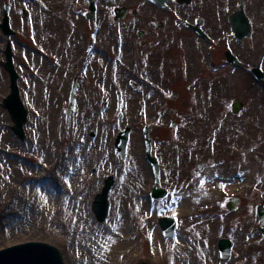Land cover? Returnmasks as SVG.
<instances>
[{
	"label": "rangeland",
	"instance_id": "obj_1",
	"mask_svg": "<svg viewBox=\"0 0 264 264\" xmlns=\"http://www.w3.org/2000/svg\"><path fill=\"white\" fill-rule=\"evenodd\" d=\"M6 1L11 4V24L16 34L8 38L0 28V250L28 241H40L57 247L65 264H88L86 259H82L80 251L71 248V244L73 245L79 237L82 241L80 247L84 248L85 234L90 239L87 242L89 253L94 257L90 264H115L116 260L111 258L112 256L107 260L110 253L101 248V242L109 244L108 238L116 236L120 221L128 216V207L142 198L143 204L153 205L152 217L148 218L149 213L144 215L143 219L135 216L133 223L138 229L136 245L130 252L121 255L123 257L120 260L117 258V264H185L176 250L180 243L184 242L185 237H181L184 234L181 229L188 220L185 222L180 215L169 213L168 209L184 198L183 182H199L204 160L191 157L181 162L180 159V165L187 167V170L180 174L183 175L184 181L181 180L177 184L178 160L170 147H179L177 140L193 118L197 122L202 119L201 122L207 127L215 121L220 126L226 119H231L242 126L241 130L244 129L243 123L248 120L253 122L254 134L246 133L252 150L248 151L247 147L242 149L235 165L230 167V175H235L234 177L227 179L226 175H219L224 191H221L217 207L206 212L203 218L208 220L217 235L214 246L221 264H232L230 259L236 256V253H241L238 249V238L243 237L245 232L261 240L264 250V220L260 221L257 213L258 206L264 205V83L258 82L252 73L254 66L260 65L264 69V0H249L247 9L252 18L254 34L244 45L235 46V54L243 62L241 67L224 63V50L222 51L221 45L228 41L226 45L233 46L229 41L232 34L226 14L233 10L239 0H195L189 8L180 9L177 5H171L168 10L159 8L149 0H141L143 6L138 8L141 19L118 28L110 15H101L95 21L87 22L84 14L88 6L86 0H0V24L4 14L3 4ZM24 9L29 11L27 17L23 14ZM187 9L191 10V16H185ZM150 15L163 20L165 24L160 22L164 24L163 27L153 26L148 20ZM197 17L204 20L203 30L209 37L208 40L188 27V23H195ZM148 26L150 35L146 32ZM95 29L97 37L93 42L96 48L91 54L90 67L86 73H80L81 59L87 54L85 48L91 42L89 35ZM140 30L145 31L143 37L138 34ZM8 39L12 41L14 64L20 75L21 98L29 114L28 123L25 125L27 138L24 141L12 130L14 123L9 112L2 107L3 99L11 90L10 75L2 65V61L6 60ZM124 42L131 50L125 60H131L129 65L134 66L135 71L120 77L119 67L123 63H116L112 67L111 62L119 58L117 47ZM159 48L164 68L160 70L161 78L158 81V108H165L154 118L157 124L148 120L145 114L138 115L132 123L123 124V110L127 96L133 92L132 84L143 82L148 73V66L152 64L156 49ZM37 51L43 53L42 62L37 57ZM193 77L195 78L192 80ZM214 78L220 79L225 96L209 103L203 86H207V81ZM74 79L79 87L75 93L79 106L77 113L74 111L67 117ZM227 79H230V82L224 87ZM173 91L178 93L175 99L171 98ZM45 94L50 100L51 97L55 98L54 105L50 101V105L45 106ZM89 96H93L96 105L103 106L100 120H108L117 115L115 124L111 126L114 136L109 151L104 152L103 142L98 140L101 128L94 124L98 121L97 117L90 118L92 105ZM234 99H239L245 104L240 114L231 111V102ZM202 101L204 103H201ZM53 108L60 116L58 127L61 130L58 134L59 141L54 143L53 150L65 152L70 149L72 155L76 154L74 168L80 173L79 178L73 182V187L68 182L61 184V191L66 193L65 199L72 200L53 205L56 211L54 214L39 196L46 186L50 185V181L29 183L33 182V179H28L20 185L24 175H32L34 164L41 159H52L49 155L52 147L48 144L44 155L39 151L37 143L41 130L46 135L52 133L53 125L49 122ZM108 109L115 114L108 115ZM41 125L46 128H41ZM146 125L152 129V153L161 166L162 181L159 187L168 191L167 197L158 200L151 198L153 174L145 155L143 138V128ZM127 127L131 128V134L137 133L140 136V142L132 148L135 157H131L128 146L127 157L122 160L115 153V140ZM212 131L216 133L218 129ZM79 133L92 143L86 144L87 146L80 143L73 145L72 140ZM246 159H250L254 169L253 175L250 174L251 169L244 165ZM225 160L232 163L229 157ZM58 168L55 166V169ZM241 170L245 172L242 173ZM110 174L117 177V182L109 196L108 219L105 223H99L92 210V204ZM87 187L92 190L97 188V191L84 207L83 202L89 197L84 193H76L77 189L86 190ZM196 196L198 198L195 201L199 202V194ZM231 196L241 198V203L233 211L226 205ZM208 206L210 204L201 206L200 209ZM20 209L23 210L26 222L17 225L20 223L15 221V217L7 215L13 210L17 213ZM83 210L87 219L76 214ZM159 216L176 218V236L164 235L157 222ZM80 218L87 225L82 227L78 223L84 231L81 229L78 233L73 232L70 226L78 225ZM150 223L160 230L157 248L152 247L147 239V236L152 235V232H146ZM221 238H229L234 242L232 257L228 260L223 259L218 250V241ZM238 258L240 262L237 264H260L258 256L246 258L238 254ZM189 264H193L192 261Z\"/></svg>",
	"mask_w": 264,
	"mask_h": 264
},
{
	"label": "bare ground",
	"instance_id": "obj_2",
	"mask_svg": "<svg viewBox=\"0 0 264 264\" xmlns=\"http://www.w3.org/2000/svg\"><path fill=\"white\" fill-rule=\"evenodd\" d=\"M126 45L128 44L124 42L123 44H121V46L117 47L119 50V58L117 59V61L111 62L112 67L116 63H123V65L119 67L120 71L118 72V74L120 77L127 76L128 74H131L133 71H135V67L129 65L131 60H125L131 51L129 48H127ZM94 52L95 50L93 51V53ZM37 53L38 59L42 62L43 53L40 51H37ZM163 63L164 62L161 60L160 55V48L156 49L155 57L153 58L152 64L148 66V73L143 82H135L132 84L133 92L127 96V102L123 110V124L134 122L136 120V117L142 114H145L148 117V120H153L151 121L153 124H157V120L154 118L156 116H159L162 110H164L165 108H158V103H160V98L158 97V94H160V82L158 81L161 78L160 70L164 68ZM112 70L113 68H111V71ZM32 76L39 77V75L33 74ZM194 78L195 77H193L192 80ZM229 82L230 79H227L224 87H226ZM201 83L202 80L199 82V84L201 85ZM207 84V86H203V91L206 93V97L209 103H213L223 99L225 94L223 92V85L221 84L220 79H211L210 81H207ZM154 94L156 95L153 96ZM89 98L90 104L92 105V108H90L89 111L90 118L92 119L94 117H97L98 121L94 124L101 128L100 139L98 140L103 142L104 152H106L107 150L109 151L111 147L110 142L114 136L113 131L111 130V126L115 124L117 115H114L111 119L108 120H100L103 106L96 105L95 101L93 100V96H89ZM43 101L45 106H49L50 101L53 102L54 105L56 100L54 97H51L50 100V98H47V94H45ZM201 103L204 102L202 101ZM111 113L115 114L114 111L108 109V115H111ZM201 121L202 119L200 120V122H197L193 118L188 123L186 131L182 133L181 138L177 140L179 147H173V145L170 147V150H172V153H174L175 158H177L178 160L176 165V170L178 173L176 178L177 184H179L181 180L184 181L183 175L180 176V174L187 170V167L185 168L184 166L180 165V159L182 162V160L184 159L187 160L193 157L195 159L201 158L204 161L203 164H201L202 172L200 175V179H198L199 182L196 184H193L194 180H192V183L188 184H185V182H183L182 184L185 187V189L183 190L184 198H182L178 204L171 205V207L168 209V212L171 214L180 215L183 220L185 219V222L186 219L188 220L181 229L184 233L183 235H181V237H185L184 242L182 241L176 250L177 254L179 252V257L185 261V264H189L190 261H192L193 264H221L222 262H220V260L218 259L214 246V239L217 235L215 234L213 227H210L208 220L203 218V216H205L206 212L214 210V208L217 207L221 191H224L222 188V182L219 179V175H226L227 179L234 177L235 175H230V167L235 165L236 158L241 154L243 148L247 147L248 151L252 150L250 143L247 142L246 137H248V135H246V133L248 132L249 135L254 134L255 127L251 120L243 123V130H241L242 126L239 125L238 122H232L231 119H226L225 122L220 126H218V122L215 121L214 123H211L209 127H207L206 124L202 123ZM59 122L60 116L58 115V112L53 108L49 122L53 125L52 133L46 135L43 134V130H41L40 136L38 138L39 143H37L39 151L41 153H44V155L48 144L52 147L49 151V155L50 157H52V159H41L39 162L34 164L35 170L40 171L34 170L32 175L29 177L24 175V179L21 180L20 184L22 185L23 182L28 179H33V182L29 183L50 181V185L46 186V189H44V191H42L39 196L41 200L43 199V202H45L47 206L50 207V212H52V214L56 213V211L54 210L55 208H53L54 206L61 205L63 201L69 202L72 200L65 199L64 194L66 193H64V191H61V184L68 182L73 187V182L80 176L78 170H75L74 168V158L76 154L72 155V151H69L70 149L65 152H56V150H53V145L54 143L59 141L58 134L59 132H61L60 127H58ZM42 127L43 126L41 125V128ZM55 127L57 128L54 130ZM43 128H46V126H44ZM215 128L218 129L216 133L212 131L213 129L215 130ZM139 142L140 136L137 133L132 134L129 143V150L132 154L131 157H135L132 152V148L137 146ZM77 143L87 146L86 144H91L92 142L85 140L84 135L82 133H79L72 140L73 145H76ZM209 143L211 144L209 145ZM71 148H73V146H71ZM227 157L232 160V163L226 162L225 159ZM244 165L248 167L247 169H251L252 172L250 171V174L253 175L254 169L250 164V159H246ZM55 166H58L59 168L55 169ZM241 171L242 173L245 172L244 170ZM196 173L198 172L196 171ZM17 189H19L18 186ZM96 191L97 188H95L94 190L88 187L86 190L80 188L77 189L76 195L84 193V195L89 197L85 198L83 202V205L85 207L89 204L93 193ZM197 194H199L201 202L195 201L196 198H198V196H196ZM114 204L116 205L115 201ZM208 204H210V206L200 209L201 206L203 207ZM152 208V204H143L142 198L138 202H134L132 206L128 207V216L120 221L116 236L108 238L109 244L101 242V248L107 249L108 253H110L107 260L110 258V256H112L111 258L115 259L116 262L115 260L114 262L115 264H117V262L123 257L121 255L127 254L132 250V248L136 245L135 238L137 237L138 232V229L135 228V224L133 223V219L135 218V216L143 219V216L147 213L150 214V217H148L150 219L152 217ZM84 213V210L76 212V214L81 215V217H86ZM9 215L15 217V221H17V223H20L17 225H21L26 222L22 209H20L17 213L13 210L9 212L7 216ZM78 223L82 227H85L87 225L82 218L78 219L77 224ZM79 224L70 226L73 232L78 233L82 229ZM83 231L84 230L82 229V232ZM159 231V228H155L152 223H150L146 228V232H152L153 235L151 240L152 247L157 248V245L160 242ZM83 236V243H85V245H83L84 248L81 249L80 247L82 246L81 237H79V239L73 243L74 247L71 244V248L76 251H80L82 259H86V262L90 264L93 262L94 258L91 253H89V243L87 242L90 239L87 238L85 234H83ZM238 249L241 253H236L237 255L230 259L232 264H237L240 262L238 254H242L246 258L258 256L260 257V264H264V250L262 241L257 240V237L255 235L245 232L243 237L238 238ZM117 258H119V260ZM130 259L131 257L129 258V260Z\"/></svg>",
	"mask_w": 264,
	"mask_h": 264
},
{
	"label": "water",
	"instance_id": "obj_3",
	"mask_svg": "<svg viewBox=\"0 0 264 264\" xmlns=\"http://www.w3.org/2000/svg\"><path fill=\"white\" fill-rule=\"evenodd\" d=\"M91 1V10H95V0ZM162 5H165L167 0H154ZM8 3L5 4V17L3 19V23L1 24V28L6 35H12L14 31L10 27V18L8 16ZM233 29L235 35L239 42H241L242 38L246 36H251L252 27L251 24L246 21L243 14L239 11L233 14L232 18ZM201 33L202 31L199 30ZM228 61L231 64L239 65L238 58L234 56L231 52L227 53ZM7 62H3L4 67L9 71L11 75V93L7 98L4 99L2 106L7 109L15 122V125L12 127L13 131L22 139H26V134L24 131V125L28 121V111L25 108L21 97L20 91L18 87V78L19 75L14 68L13 63V52L10 48V43L8 44V50L6 51ZM257 75L263 79V73L257 68ZM173 98L177 97V93H173ZM244 107V103L239 100H234L232 102V111L238 114ZM150 129L146 128V138L148 140V132ZM130 128H127L126 131L122 132L116 142L117 153H121L122 158L126 157L127 144L129 141ZM153 167L156 169L158 167V162L155 157H149ZM116 177L114 175L110 176L106 180V185L103 189V192L98 194L96 200L94 202V212L100 222H105L108 210H109V194L110 190L115 185ZM167 191L163 189L155 188L153 196L156 198L164 197ZM240 202L239 198H232L228 203V207L230 209L236 208L238 203ZM260 218L264 217V208L261 206L259 208ZM159 223L164 229L167 235H171L174 233L177 222L174 218L170 217H161L159 219ZM233 243L229 239H222L219 242V248L222 256L224 258H229L231 256ZM0 264H64L63 257L60 251L53 245L43 242H29L25 244L16 245L13 247H9L0 251ZM148 264V263H142Z\"/></svg>",
	"mask_w": 264,
	"mask_h": 264
},
{
	"label": "flooded vegetation",
	"instance_id": "obj_4",
	"mask_svg": "<svg viewBox=\"0 0 264 264\" xmlns=\"http://www.w3.org/2000/svg\"><path fill=\"white\" fill-rule=\"evenodd\" d=\"M180 1H183V0H171L168 3V7H169V5L175 4V5H178L180 8H189L192 5V3L194 2V0H192V2L190 4H187V3H181ZM241 1L242 0H239V3L236 4V6L233 8V10L230 13L226 14V21L229 24V27H231V22L229 21V16L232 15V13H234L235 11H237ZM243 1H244V5H245V12H246L247 16L252 21L251 15L249 14L248 9H247L249 0H243ZM134 5H138L139 7H133ZM140 7H141V0H97V2H96V17L101 16V15H103V16L110 15V18L112 19V21L114 22V24L116 26L130 25L131 23H133L137 19H141L140 12H138L139 11L138 8H140ZM168 7L165 9H168ZM108 9H109V11H108ZM87 13L88 12L86 11L85 16ZM185 13H186L185 16H191V10L190 9L185 10ZM116 17L119 19V23H116ZM121 17H124V18L121 19ZM148 20H149V22H151V24L153 26L154 25L159 26V25H161L160 22H163V20H161V19H156V17L154 15H150ZM226 21H225V24H226ZM190 26H192V25L189 24V27ZM146 32H147V35L151 34L150 26H148ZM229 41H231L233 43L232 47H226L225 48L224 45H226V43L228 41H226V42L224 41L223 43H221V45L223 47L222 51L224 50V60L225 61H227V57L225 55L227 50L230 49L235 53V46L236 45L242 46L245 43V42L242 44L238 43L236 41L235 37L233 36V34H232L231 38L229 39Z\"/></svg>",
	"mask_w": 264,
	"mask_h": 264
}]
</instances>
